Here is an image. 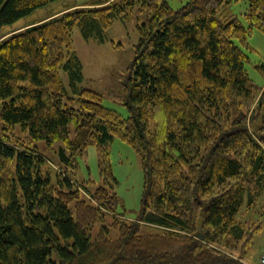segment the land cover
Segmentation results:
<instances>
[{"label": "trees", "instance_id": "1", "mask_svg": "<svg viewBox=\"0 0 264 264\" xmlns=\"http://www.w3.org/2000/svg\"><path fill=\"white\" fill-rule=\"evenodd\" d=\"M50 1L0 0V27ZM231 1L91 0L0 40V264H246L260 225L236 215L264 186V85L249 77L241 45L264 27V0H246L249 29L219 15ZM134 8L147 18L137 24L123 117L79 85L71 35L76 27L102 41ZM17 125L49 146L62 142L72 167L95 145L102 184L84 197L60 168L52 178L32 141L15 136ZM114 137L141 163L134 220L117 212ZM143 224L160 232L143 233Z\"/></svg>", "mask_w": 264, "mask_h": 264}, {"label": "rangeland", "instance_id": "2", "mask_svg": "<svg viewBox=\"0 0 264 264\" xmlns=\"http://www.w3.org/2000/svg\"><path fill=\"white\" fill-rule=\"evenodd\" d=\"M90 1H50L28 15L0 27V40L14 31L22 30L30 23L41 22L51 15L55 16L64 11L85 6ZM166 1L173 8H179L187 0ZM247 7L246 0H232L220 7L218 13L219 15L227 13V15L237 16L238 20L249 29L245 19ZM146 18L147 14L140 13L134 8L128 20L117 19L105 30V39L102 41L94 37L84 38L76 27L71 35L72 49L76 52L82 64L83 78L79 85L101 93L102 104L116 110L123 117L129 114V110L124 104L123 83L133 57L134 45L138 40L137 24L146 20ZM241 48L248 56L249 62L246 64V70L249 77L257 87H262L264 85V75L259 66H264V27L262 29L252 28L247 36V45H241ZM61 74L66 83V73L62 72ZM14 133L17 138L23 141H32L39 154L47 159L52 178H55L54 176L60 168L66 177L80 186L84 197H88V192H92L102 184L100 158L95 145L87 146L82 155L76 156L75 166L72 167L68 160L61 159L62 142L54 141L49 146L45 139H32L28 131L23 130L20 125L15 126ZM107 149L112 173L116 179L113 190L120 200L117 212H121L127 220H134L139 215L142 207L143 173L139 156L130 144L118 137L113 138ZM64 152L65 155L68 154L67 151ZM236 217L240 221L260 225V229L252 237L243 261L246 264H261L260 260L264 256V186L252 205H248L246 201L243 203ZM143 226V233L160 232L156 226L147 224H143Z\"/></svg>", "mask_w": 264, "mask_h": 264}, {"label": "water", "instance_id": "3", "mask_svg": "<svg viewBox=\"0 0 264 264\" xmlns=\"http://www.w3.org/2000/svg\"><path fill=\"white\" fill-rule=\"evenodd\" d=\"M203 237H204L203 234H198L197 235V238H199V239H203Z\"/></svg>", "mask_w": 264, "mask_h": 264}, {"label": "built area", "instance_id": "4", "mask_svg": "<svg viewBox=\"0 0 264 264\" xmlns=\"http://www.w3.org/2000/svg\"><path fill=\"white\" fill-rule=\"evenodd\" d=\"M260 261H261V264H264V256H263L262 260H260Z\"/></svg>", "mask_w": 264, "mask_h": 264}]
</instances>
